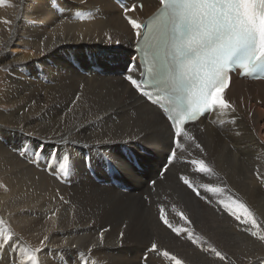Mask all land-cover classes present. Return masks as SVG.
Listing matches in <instances>:
<instances>
[{
	"label": "bare ground",
	"instance_id": "1",
	"mask_svg": "<svg viewBox=\"0 0 264 264\" xmlns=\"http://www.w3.org/2000/svg\"><path fill=\"white\" fill-rule=\"evenodd\" d=\"M126 2L0 0V264H264V82L177 134L135 49L161 2Z\"/></svg>",
	"mask_w": 264,
	"mask_h": 264
},
{
	"label": "rangeland",
	"instance_id": "2",
	"mask_svg": "<svg viewBox=\"0 0 264 264\" xmlns=\"http://www.w3.org/2000/svg\"><path fill=\"white\" fill-rule=\"evenodd\" d=\"M8 72V71H7ZM9 75H7V73L6 74H3L2 75V77H1V79H0V96H1V94L4 92V90H6L9 86H8V84H6V83H8L9 81V79H7V77H8ZM7 79V80H6ZM5 81V82H4ZM2 82V83H1ZM4 84H5V86H4ZM4 86V87H3ZM3 104V105H2ZM1 104V98H0V111H2V110H4V108H5V110L6 111H9V110H11L12 109V107L14 108L15 106H10V104H7V103H2ZM8 106V107H7ZM4 110V111H5ZM11 128V127H10ZM20 139V138H19ZM18 138L16 139H14L11 143H10V148H11V150H10V153H12V154H14L13 156H14V158L18 161V162H20L21 164H25V162L26 163H29L30 161V163H35V167H37V166H41V164L39 163V162H42V163H44L45 164V153H42V152H40V155L38 154V158L36 157V161L33 159V160H30L29 158H28V155H26L28 152H27V147H26V145L24 144V142H22L23 140H19ZM2 141H4V140H2ZM21 141V142H20ZM6 142H7V139L5 138V141H4V143L6 144ZM15 142V144L17 145H12V143H14ZM12 145V146H11ZM14 148V149H13ZM21 148V149H20ZM24 148H26V149H24ZM42 151V150H41ZM19 152V153H18ZM11 155V154H10ZM12 156V157H13ZM40 156V157H39ZM42 156V157H41ZM17 157V158H16ZM29 160H28V159ZM43 158V159H42ZM19 159V160H18ZM28 160V161H27ZM41 160V161H40ZM32 161H34V162H32ZM37 164V165H36ZM26 165V164H25ZM3 183V185H1ZM5 183V184H4ZM5 185V186H4ZM5 188V189H4ZM7 190H8V186H7V184H6V181H5V178H4V174H0V192H7ZM5 216H7V215H5L4 214V216L3 217H0V221L8 228V230L10 229L11 231L13 230V231H15L14 229V225H13V223L11 222V221H9V220H11V217L10 216H7V219H6V217ZM1 218H2V220H1ZM9 221V222H8ZM8 225V226H7ZM12 226V227H11ZM259 228V227H258ZM261 230V229H260ZM12 231V232H13ZM14 233V232H13ZM24 235H22V237H23ZM14 237V236H13ZM24 239H26V235L24 236ZM13 240H12V238L10 239V237H9V240H7V245L5 246V247H7V246H10L11 244H13V242H12ZM11 243V244H10ZM1 248V247H0ZM37 249H40V250H42V249H44V245H41V246H39V247H37ZM150 254H147V258L145 259V260H147L148 262H149V259H150ZM144 258V257H143ZM142 264V263H141Z\"/></svg>",
	"mask_w": 264,
	"mask_h": 264
}]
</instances>
